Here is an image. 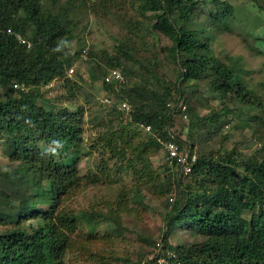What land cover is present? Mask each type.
<instances>
[{"label": "trees", "instance_id": "1", "mask_svg": "<svg viewBox=\"0 0 264 264\" xmlns=\"http://www.w3.org/2000/svg\"><path fill=\"white\" fill-rule=\"evenodd\" d=\"M139 1L143 13L158 14L152 29L171 42L164 50L166 58L180 68L181 85L209 80L224 99L233 94L249 104L263 106L251 98L240 71L216 60L210 46V30L229 29L234 9L228 0ZM202 6H206V21L199 30L195 22ZM76 28L77 23L64 8L53 13L40 0H0V84L10 89L8 99H0V140L7 146L10 160L17 164L12 171H0V223L10 225L0 232V264H65L68 238L63 228L75 229L85 222L93 232L99 224L96 214L57 213L64 195L84 180L96 181V175L79 169L84 148L82 113L51 105L40 90L64 78L79 54L68 55L65 49L74 39ZM121 56L127 61L125 67L120 56H110L106 68L96 64L91 69V78L103 81L105 92L114 96L111 111L119 113L116 103L131 104L130 111H125L130 123L124 127L131 137L132 124L150 135L143 145L127 141L121 133L105 139L111 156L118 158L115 171L126 174L132 170L156 184L157 194L170 195L173 190L177 196L165 201L168 211L164 237L150 264H264V159L239 162L235 150H214L205 145L208 153L201 146L194 162L195 155L190 152L188 174L180 165L169 163L159 179L147 150L161 149L167 142L181 145L170 133L173 118L179 115L187 120L192 118L193 110L186 104L180 85L175 83L171 88L149 67L136 70L134 64L139 62L129 52H121ZM113 69L122 71L123 84L106 82ZM128 77L139 83L128 87ZM174 90L180 92L179 99L173 98ZM184 105L187 108L182 111ZM219 117L211 114L198 121L217 123ZM208 139L209 134L204 132L202 141ZM57 142L62 146L57 148ZM119 142L125 144L124 149H118ZM71 153L78 157L71 160ZM167 158L169 162L168 153ZM136 163L142 166L135 167ZM135 195L142 198L139 191ZM250 211L252 218L245 219ZM28 221L38 225L24 227ZM115 224L120 230V221ZM177 228L190 230L205 240L173 246L167 238Z\"/></svg>", "mask_w": 264, "mask_h": 264}, {"label": "rangeland", "instance_id": "2", "mask_svg": "<svg viewBox=\"0 0 264 264\" xmlns=\"http://www.w3.org/2000/svg\"><path fill=\"white\" fill-rule=\"evenodd\" d=\"M40 1L53 13L64 8L70 19L77 23L73 32L74 39L65 49L68 55L79 54L64 78L42 86L40 90L43 98L51 105L68 107L82 113L84 148L79 169L82 173L90 172L96 175V181L84 180L80 186H75L64 195L57 209V213L66 215L96 214L99 221L93 232L85 222L75 229L63 228L68 238L64 263L150 264L159 252L158 248L164 237L165 214L168 211L165 201L169 198L173 201L177 196L173 190L170 195L157 194L156 184L140 178L132 170L126 174L115 171L114 166L118 158L111 156L105 139L110 138L112 133H121L127 141L132 140L135 145H143L149 140L150 134L143 127L132 124L130 128L134 136L131 137L128 129L124 128L129 125L130 116L122 108L123 102L116 103L119 113L111 111L114 96L105 92L103 81L91 78V69L97 65L105 67L110 56H120L125 67L127 61L121 56V52H129L131 57L139 62L134 64L136 70L142 68L140 66L149 67L164 82L170 83L171 88L175 83L180 85L193 115L187 120L176 115L170 133L181 141L179 146L185 157L190 155V152L198 156L201 146L205 149L203 152L208 153L209 149L205 147L207 145L214 150L220 147L227 151L235 150L239 162L252 158L262 161L264 0H259L258 3L249 0H228L234 9L229 29L210 30V46L214 58L240 71L251 98L262 102L263 106L249 104L242 98L233 97V94L230 95L231 98L224 99L213 90L209 80L181 85L180 68L178 64L166 58L164 50L171 46V42L163 34L158 31L155 33L152 29L158 14L143 13L139 0ZM205 9L206 6H202L198 10L201 14L195 22V28L199 30H203L205 26ZM126 81L128 87L139 83V80L133 77H128ZM179 93L174 90L173 98L179 99ZM8 96L9 87L0 84V99L6 100ZM181 102L183 99L179 100L178 105ZM226 108L229 113L224 114ZM211 114L221 115L217 123L201 124L198 121L210 117ZM191 124H194L192 129L189 128ZM204 132L209 134L207 141H202ZM164 144L161 149H150L146 153L152 170L158 173L159 179H162L164 168L169 165V152ZM118 147L124 149L125 144L119 142ZM126 153L133 157L130 151ZM77 157L78 155L71 153L70 159ZM16 165V162L8 157L4 141L0 140V171H12ZM141 166L142 163L135 164V167ZM137 191L141 193V199L135 195ZM252 216L253 212L250 211L245 213L244 218L250 220ZM116 220L120 221V230L115 224ZM29 225L35 227L38 223H24V227ZM9 228L10 225L0 223V232ZM117 230L122 234L119 235ZM167 240L177 246L202 243L205 239L190 230L177 228Z\"/></svg>", "mask_w": 264, "mask_h": 264}, {"label": "built area", "instance_id": "3", "mask_svg": "<svg viewBox=\"0 0 264 264\" xmlns=\"http://www.w3.org/2000/svg\"><path fill=\"white\" fill-rule=\"evenodd\" d=\"M10 32V31H9ZM18 39H20V42L25 43L24 40H22V38L20 36H17ZM28 47H30V44H28ZM106 82H115L117 84H123L124 83V76L122 74V71L120 69H114L110 72L109 76H107L106 78ZM122 108H124L125 111L129 112L130 111V106H128V104L123 103L122 104ZM186 106L184 105L182 108V111L186 110ZM185 118H187V116H185ZM147 130L150 131V127H147ZM165 147L169 152V163L170 165H175V166H179L184 170L185 173H189L191 171V167L188 164V158H189V154L186 155L187 157H185L182 153V151L179 148V145L173 142H167L165 143ZM175 159H177V161L175 162ZM196 160V156L192 157V162H194Z\"/></svg>", "mask_w": 264, "mask_h": 264}, {"label": "clouds", "instance_id": "4", "mask_svg": "<svg viewBox=\"0 0 264 264\" xmlns=\"http://www.w3.org/2000/svg\"><path fill=\"white\" fill-rule=\"evenodd\" d=\"M62 145L59 143V142H57V148H59V147H61ZM52 154H55V152L53 151V153Z\"/></svg>", "mask_w": 264, "mask_h": 264}]
</instances>
